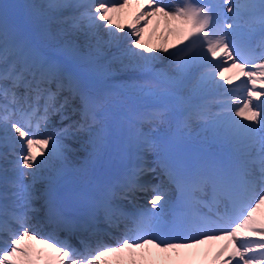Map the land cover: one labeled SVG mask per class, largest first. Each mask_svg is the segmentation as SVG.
<instances>
[{
	"label": "snow or ice",
	"instance_id": "snow-or-ice-1",
	"mask_svg": "<svg viewBox=\"0 0 264 264\" xmlns=\"http://www.w3.org/2000/svg\"><path fill=\"white\" fill-rule=\"evenodd\" d=\"M96 125L138 163L62 183ZM0 147V264H264V0L0 4Z\"/></svg>",
	"mask_w": 264,
	"mask_h": 264
},
{
	"label": "bare ground",
	"instance_id": "bare-ground-1",
	"mask_svg": "<svg viewBox=\"0 0 264 264\" xmlns=\"http://www.w3.org/2000/svg\"><path fill=\"white\" fill-rule=\"evenodd\" d=\"M11 2L10 3H8V4H23V3H27V2H31V0H10ZM35 2H39V0H35ZM0 4H6V1L5 0H1L0 1ZM101 34H104L103 33V30H101ZM120 35H123V33H121ZM148 38H145V40H147ZM156 39H158L157 37H156ZM155 39V40H156ZM171 39H175L174 37L173 38H171ZM125 42V41H124ZM152 42H154L153 40H152ZM157 42H158V40H157ZM155 44V43H154ZM160 56H161V62L163 63H165L164 65H166L167 63H168V61L170 60V58H168V56H167V54H160ZM159 64V63H158ZM116 66H118V65H116ZM125 70H134V69H125ZM121 71L122 70H120V71H118V69L117 68H115V72L114 73H116V74H122L121 73ZM98 86H100V87H102L103 85H101V84H99ZM123 94V93H122ZM81 134H82V138H84V132H81ZM90 139H92V137H90ZM91 141V140H90ZM113 145H115V148H114V150H115V153H116V151L118 150V148H119V146H121L122 147V154H123V157H124V148H123V144H122V142H121V140L119 139V137L117 136V139L116 140H114V141H112V142H108V143H105L102 147H100L101 149H104V148H109V147H111V146H113ZM92 150H94V146L92 145V141H91V145H90V147H88V149L85 151V152H80L79 151V153H82L83 155L82 156H84V159L85 158H87L88 159V157L92 154V152H94V151H92ZM70 164H72V163H70ZM75 170H79V165H78V167L75 169ZM2 172H0V174H1ZM67 182H69V184H72L73 182H74V180H69V181H67Z\"/></svg>",
	"mask_w": 264,
	"mask_h": 264
},
{
	"label": "rangeland",
	"instance_id": "rangeland-1",
	"mask_svg": "<svg viewBox=\"0 0 264 264\" xmlns=\"http://www.w3.org/2000/svg\"><path fill=\"white\" fill-rule=\"evenodd\" d=\"M7 3L8 2H10V0H5ZM122 38V42H124L123 41V37H121ZM156 39V37H153V44L154 43H156L157 41L155 40ZM124 43H126V41L124 42ZM162 64H165V63H162ZM158 65V64H157ZM115 68H117L118 69V71H120L121 69H120V67L119 66H114ZM159 67V66H158ZM129 70H122L121 71V73L122 74H116V73H114L113 75H111L109 78H108V80L110 81V83L111 84H120V83H127V82H129L130 80H128V79H126V78H123V76H124V74L123 73H126V72H128ZM78 158L76 157V160H77Z\"/></svg>",
	"mask_w": 264,
	"mask_h": 264
}]
</instances>
